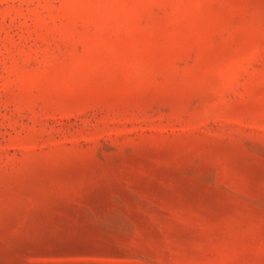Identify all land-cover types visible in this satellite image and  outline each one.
<instances>
[{
	"label": "rangeland",
	"instance_id": "374dc122",
	"mask_svg": "<svg viewBox=\"0 0 264 264\" xmlns=\"http://www.w3.org/2000/svg\"><path fill=\"white\" fill-rule=\"evenodd\" d=\"M0 264H264V0H0Z\"/></svg>",
	"mask_w": 264,
	"mask_h": 264
}]
</instances>
